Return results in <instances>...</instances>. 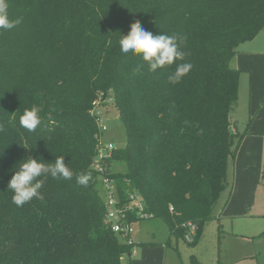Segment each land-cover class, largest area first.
Here are the masks:
<instances>
[{
  "label": "trees",
  "instance_id": "1",
  "mask_svg": "<svg viewBox=\"0 0 264 264\" xmlns=\"http://www.w3.org/2000/svg\"><path fill=\"white\" fill-rule=\"evenodd\" d=\"M8 3L10 18L22 22L0 30V264H123L130 257L135 243L105 219L91 168L99 134L91 110L109 95L127 136L106 159L120 199L136 190L171 235L184 237L192 225L196 241L222 192L229 198L233 190L229 167L245 133L232 123L239 71L230 61L264 29V0ZM134 21L180 38L185 58L177 63L192 68L179 83L167 79L175 63L151 72L139 56L120 51L119 33ZM33 104L42 123L29 132L19 115ZM28 155L49 163L64 155L74 176H49L42 199L17 207L7 183ZM116 160L123 171L111 172ZM83 172L92 175L86 187L76 181ZM129 220L137 221L135 214Z\"/></svg>",
  "mask_w": 264,
  "mask_h": 264
},
{
  "label": "rangeland",
  "instance_id": "2",
  "mask_svg": "<svg viewBox=\"0 0 264 264\" xmlns=\"http://www.w3.org/2000/svg\"><path fill=\"white\" fill-rule=\"evenodd\" d=\"M230 64L239 71L232 123L245 135L230 163L229 198L222 192L215 217L203 224L196 241L191 227L183 237L171 235L158 217L134 221L135 244L123 264H264V29L237 46ZM99 106L107 128L101 140L123 148L126 130L110 95ZM110 169L123 171L124 164L116 160ZM97 189L102 195V186Z\"/></svg>",
  "mask_w": 264,
  "mask_h": 264
},
{
  "label": "clouds",
  "instance_id": "3",
  "mask_svg": "<svg viewBox=\"0 0 264 264\" xmlns=\"http://www.w3.org/2000/svg\"><path fill=\"white\" fill-rule=\"evenodd\" d=\"M21 22L20 17L10 18L8 0H0V30H11ZM178 40L180 38L177 35L153 33L146 30L139 21H134L127 34L119 33L118 44L122 53L139 56L151 72L175 63L176 67L167 79L169 83L177 84L192 68L191 63H177L185 58V53L179 47ZM40 113V107L35 104L24 108L19 115V125L29 132L35 131L42 123ZM3 155L0 151V157ZM11 171L12 175L7 183V189L12 193V203L17 207H22L33 198L42 199L41 189L44 180L49 176L62 180H72L74 176L72 169L64 162V155L56 156L54 163L46 162L39 155L36 157L28 155L17 161ZM91 179V172L76 175L77 183L85 187Z\"/></svg>",
  "mask_w": 264,
  "mask_h": 264
},
{
  "label": "built area",
  "instance_id": "4",
  "mask_svg": "<svg viewBox=\"0 0 264 264\" xmlns=\"http://www.w3.org/2000/svg\"><path fill=\"white\" fill-rule=\"evenodd\" d=\"M100 99L101 97L93 102L91 110L99 129L96 145L97 153L91 163V168L97 174L99 183L102 186V196L106 208L105 219L117 235L131 243L133 242V222H130L129 215L135 214L137 220L151 218L152 215L144 210V204L136 190L129 191L125 201L122 202L120 199L116 180L111 176L106 160L115 147L112 142L104 143L101 140L102 133L107 128L103 124L104 112L99 106ZM190 227L194 229L192 225Z\"/></svg>",
  "mask_w": 264,
  "mask_h": 264
},
{
  "label": "crops",
  "instance_id": "5",
  "mask_svg": "<svg viewBox=\"0 0 264 264\" xmlns=\"http://www.w3.org/2000/svg\"><path fill=\"white\" fill-rule=\"evenodd\" d=\"M224 207H225V205H224ZM219 213H220V216H221V214L223 213V208L219 211Z\"/></svg>",
  "mask_w": 264,
  "mask_h": 264
}]
</instances>
